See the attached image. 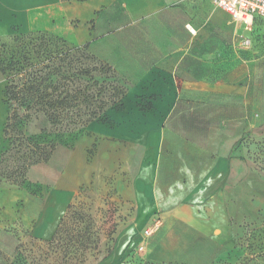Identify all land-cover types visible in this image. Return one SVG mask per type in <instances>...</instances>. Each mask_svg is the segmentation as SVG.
<instances>
[{
  "label": "rangeland",
  "instance_id": "374dc122",
  "mask_svg": "<svg viewBox=\"0 0 264 264\" xmlns=\"http://www.w3.org/2000/svg\"><path fill=\"white\" fill-rule=\"evenodd\" d=\"M207 2L213 14L225 16L212 0H202L203 4ZM230 30L229 39L213 50L214 53L210 50L203 56L200 77L207 82L212 79L240 86L241 90H246L248 100L243 107L240 104L246 101L239 93L220 97L231 103L227 110L233 118L226 131V145L231 144L230 174L223 191L219 190L225 194L222 200L226 210H211V225L219 233L211 236V252L199 257H207L201 264H264V21L256 22L252 37L249 36L254 42L251 47L240 46L242 31L235 24L231 23ZM0 61L5 65L12 62L5 74L0 71V261L13 260L22 251L37 264H81L79 260H66L52 252L43 241L52 237L68 204L73 202L76 204L74 210L86 214L83 224L89 225L88 228L100 237L98 248L87 255L83 264H197L190 260L195 250H175L170 245L174 239H183V235L178 234L176 222L166 229L165 212L143 219L137 205L127 202L118 193L113 177L99 178L93 170L91 178L86 175L73 186L64 184L70 150L80 140H88L91 132L87 128L91 122L106 123L105 116L113 110H123L125 100L126 107L147 110L151 98L158 99L162 94L149 96L144 92H131L136 75L121 72L86 44L75 45L48 33L13 34L1 39ZM103 64L114 69H99ZM87 70L90 73L87 74ZM10 83L20 87L51 84L49 91L53 98L60 93L65 97L68 93L85 92L90 101L81 98L74 108L56 112L40 107L19 108L22 125L12 133L20 135L25 144L19 145L16 141L11 147L2 132L10 114L6 96ZM116 83L127 90L123 98H111L112 85ZM101 99L109 100L105 110L97 107ZM181 100L196 102L178 107L175 115H193L196 120L186 124L172 123L173 131L183 125L187 126L188 133L198 135L206 127L207 136L177 137V141L183 146V142L192 140L211 145L215 137L211 136V91H184ZM94 111L99 117L93 118ZM53 113L59 116L61 123H51ZM241 117L245 119L236 121ZM218 139L221 138H217L216 143ZM50 142L56 143L51 157L29 165L25 174L18 177V168L36 156L35 144ZM96 151L97 144L89 139L83 152V163L88 168L94 167ZM214 157L211 155V162ZM82 175L73 169L69 177L72 180ZM13 178L20 182L12 183ZM215 197L218 198L211 195V199ZM157 215L162 223L157 231L147 236L144 230ZM195 215L200 216L201 212ZM109 248L113 249L111 254L107 252Z\"/></svg>",
  "mask_w": 264,
  "mask_h": 264
},
{
  "label": "crops",
  "instance_id": "0c3cea01",
  "mask_svg": "<svg viewBox=\"0 0 264 264\" xmlns=\"http://www.w3.org/2000/svg\"><path fill=\"white\" fill-rule=\"evenodd\" d=\"M208 3L203 4L202 0H0V40L13 34L48 33L75 45L88 44L97 56L121 72L137 76L131 92L162 94L158 99L151 98L147 110L126 107L125 100L123 110L109 113L110 124L91 122L87 128L91 136L70 150L64 184L73 186L86 175L91 178L93 170L99 178L113 177L118 193L137 205L143 219L165 212L166 229L176 222L183 239L169 243L175 250H195L190 260L197 264L207 259L199 255L211 252V236L219 233L211 225V210H226L222 200L225 194L221 191L230 174L231 144L226 145V131L233 118L227 110L231 103L220 97L239 93L246 101L240 104L243 107L248 100L246 90L240 86L212 79L207 82L200 77L203 56L210 50L214 53L230 38L233 23L224 10L223 17L213 14ZM259 20L264 21L257 18L255 24ZM254 26L249 32L236 27L252 37ZM203 89L211 91V136L215 137L211 145L192 140L183 142V146L178 138L205 137L207 130L203 127L197 135L188 133L187 126L181 125L173 131L172 123L196 120L193 115H175L178 107L196 102L181 100V92ZM217 138L221 139L216 143ZM89 139L97 144L92 168L83 163ZM211 155H215L212 162ZM73 169L80 171L82 177L71 180ZM211 195L218 198L211 199ZM220 201L223 204H218ZM200 212V216L195 215ZM225 236L227 239L229 233Z\"/></svg>",
  "mask_w": 264,
  "mask_h": 264
},
{
  "label": "trees",
  "instance_id": "16d2710c",
  "mask_svg": "<svg viewBox=\"0 0 264 264\" xmlns=\"http://www.w3.org/2000/svg\"><path fill=\"white\" fill-rule=\"evenodd\" d=\"M88 45V44H86ZM12 65H5L0 61V71L5 74L7 69ZM23 70V68H19ZM99 69H107L109 71L114 68L111 65L103 64ZM86 73H90L88 70ZM49 87L51 84L39 86H26L25 84L20 87L19 84L10 83L6 88L7 102L10 110V114L7 117V122L3 129L4 139L9 140V144L16 145L18 141L19 145H24L25 141H21L20 135L16 136L12 133L22 125V120L18 113L19 108H47L56 112L58 109H72L77 106V103L83 99V101H90V96L83 94H67L63 97V93H60L58 97H51ZM112 99L123 98L126 95V88L120 84L112 85ZM151 103H149L150 105ZM109 105L108 99H101L97 104L98 109L105 110ZM150 107V106H149ZM99 117L98 112L94 111L93 118ZM52 124L57 125L61 123V119L55 113L50 117ZM104 122L111 123L108 116H105ZM56 148L55 142H50L46 145L35 144V157L32 158L27 164H23L18 169V177L24 175L29 165L39 163L41 160H48L53 151ZM2 162V161H1ZM10 177V176H9ZM12 183L20 182L18 178H13ZM76 204L70 202L67 206L66 213L61 218L55 232L50 239L43 240L47 245V248L52 252L62 256L66 260H79L81 264L87 259V255L92 253L98 248L100 237L94 231L88 228L89 225H84V218L86 214L82 211L74 210ZM112 248L108 249V254H111ZM0 264H37L24 252H18V255L13 260L0 261ZM149 264V263H145Z\"/></svg>",
  "mask_w": 264,
  "mask_h": 264
},
{
  "label": "built area",
  "instance_id": "2783aa9c",
  "mask_svg": "<svg viewBox=\"0 0 264 264\" xmlns=\"http://www.w3.org/2000/svg\"><path fill=\"white\" fill-rule=\"evenodd\" d=\"M216 7L226 11L239 28L245 32L252 31L257 18L264 19V0H212ZM240 46L251 47L252 39L245 33L240 34ZM162 223V218L156 216L151 224L144 230L147 236L157 231Z\"/></svg>",
  "mask_w": 264,
  "mask_h": 264
}]
</instances>
